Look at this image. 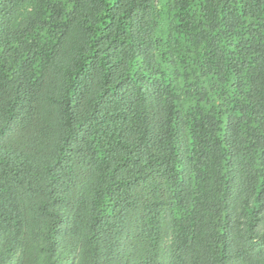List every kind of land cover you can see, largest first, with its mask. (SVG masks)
Here are the masks:
<instances>
[{"label": "trees", "instance_id": "trees-1", "mask_svg": "<svg viewBox=\"0 0 264 264\" xmlns=\"http://www.w3.org/2000/svg\"><path fill=\"white\" fill-rule=\"evenodd\" d=\"M0 264H264V0H0Z\"/></svg>", "mask_w": 264, "mask_h": 264}]
</instances>
